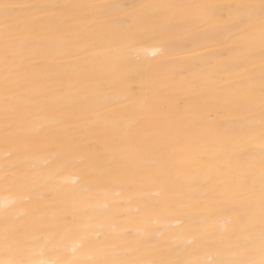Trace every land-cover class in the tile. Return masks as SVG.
<instances>
[{"label":"bare ground","instance_id":"obj_1","mask_svg":"<svg viewBox=\"0 0 264 264\" xmlns=\"http://www.w3.org/2000/svg\"><path fill=\"white\" fill-rule=\"evenodd\" d=\"M0 3V215L67 243L12 264L264 262L260 0Z\"/></svg>","mask_w":264,"mask_h":264},{"label":"rangeland","instance_id":"obj_2","mask_svg":"<svg viewBox=\"0 0 264 264\" xmlns=\"http://www.w3.org/2000/svg\"><path fill=\"white\" fill-rule=\"evenodd\" d=\"M55 180L57 181V180H59V178H56ZM55 180H54V182H55ZM1 186H2V184L0 185V193H3V192L6 194L14 193L13 191L5 192L6 189L11 190L12 188L10 189L9 187H5L4 185H3V187H1ZM10 187H13V186H10ZM14 187H16V186H14ZM1 188H3V189H1ZM34 213H33V216H35V215H37V216H35V217L32 216L33 219L30 217V222L26 221L27 223L23 225L24 228H23V226L22 227H20V226L16 227L15 224L13 223L14 221L12 219L8 218V213H6V215H4V214L0 215V220H1L0 221L1 222L0 228L2 229V230L0 229V241H2L0 243V262H2L4 260H8V261H11V264H12L14 260L20 259L23 256L22 254L25 253V255H26L29 252H34V251H36L37 248L42 249V253H43L42 255L48 257L49 259L53 258V257L56 258V254H57L56 251H58L62 246L67 244V243L64 244V240H63L64 236H65V229L62 226V224L64 223L65 220L61 221L58 217L54 216L52 223L49 226L50 229L42 230V229L38 228V226H40V225L32 223L34 221L36 223L37 219L41 218V215L39 213H36L35 215H34ZM39 215H40V217H38ZM221 218L224 219L223 217H221ZM31 219L33 220L32 222H31ZM58 221L60 224H58ZM8 222H9V224H8ZM12 224H14V225L12 226ZM31 224H33L30 227V228H32V230H30L29 227H27V226H30ZM52 224H54V225L52 226ZM25 225H27V226H25ZM25 227L27 228V230ZM12 228L15 230V233L13 232L14 230H12ZM33 228H37V229L33 230ZM22 229H24L26 231H24V230L20 231ZM70 236L72 238H75V233L71 234ZM221 236L222 235H218L216 233H213V234L211 233V237H210L211 239L208 240V242H211L212 239H214L213 241L215 243L220 242V241H229L233 238L234 235L231 232H228L226 234H223L222 237ZM224 236H225V238H224ZM219 237H221L222 239ZM61 243H63V245ZM211 244H212V242H211ZM211 244H210V246H211ZM232 249L236 250V249H238V247L235 246ZM235 254L236 253L229 254V256H227L228 259L231 258ZM262 254L264 256V251L261 253V255ZM5 255H6V257H5ZM1 256L2 257L4 256L5 258L3 257L4 258L3 259ZM227 257H226V259H227ZM216 258L217 257L215 255H213V259H216ZM226 259H225V261H226ZM260 261H264V257L261 258ZM231 262H233V264L236 263L235 261H231ZM261 263L264 264V262H261ZM227 264H232V263L227 262Z\"/></svg>","mask_w":264,"mask_h":264},{"label":"snow or ice","instance_id":"obj_3","mask_svg":"<svg viewBox=\"0 0 264 264\" xmlns=\"http://www.w3.org/2000/svg\"><path fill=\"white\" fill-rule=\"evenodd\" d=\"M13 7V5L8 4V3H0V11L4 13L5 16L8 14V10ZM252 7V6H249ZM260 11L262 13V16H264V0H260ZM19 264H26L24 261H20Z\"/></svg>","mask_w":264,"mask_h":264}]
</instances>
